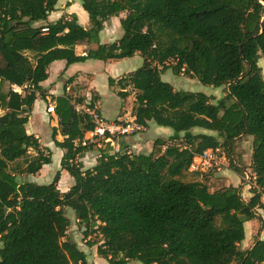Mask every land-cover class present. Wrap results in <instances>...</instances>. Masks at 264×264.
I'll return each instance as SVG.
<instances>
[{
	"label": "trees",
	"instance_id": "obj_1",
	"mask_svg": "<svg viewBox=\"0 0 264 264\" xmlns=\"http://www.w3.org/2000/svg\"><path fill=\"white\" fill-rule=\"evenodd\" d=\"M58 2L0 0V109L7 112L0 116V264H93L68 236L65 207L100 234L98 253L108 264H264V239L239 247L245 223L264 211V78L258 64L264 0H82L89 29L76 14L48 21ZM123 12L120 39L76 52L77 44L97 40L105 23ZM137 52L142 66L117 84L137 90V122L173 129L174 143L158 137L149 153L114 152L113 137L100 147L96 165L83 170L76 158L94 144L75 141L94 128L91 116L79 113L68 96H52L58 116L52 137L66 150L61 165L75 182L62 192L59 172L49 184L21 180L52 162L51 151L47 155L27 129L35 101L47 98L42 83L50 65ZM168 69L224 87L225 95L214 101L201 91L176 89L162 78ZM196 127L217 134L194 133ZM241 135L253 137L250 167L260 188H250L249 200L239 186L212 190L204 181L184 179L195 155L218 146L243 175L229 154ZM21 158L23 165L15 163Z\"/></svg>",
	"mask_w": 264,
	"mask_h": 264
},
{
	"label": "crops",
	"instance_id": "obj_2",
	"mask_svg": "<svg viewBox=\"0 0 264 264\" xmlns=\"http://www.w3.org/2000/svg\"><path fill=\"white\" fill-rule=\"evenodd\" d=\"M69 2V5H68ZM60 1L57 4V8L55 11H53L49 17L48 21H56L59 18H61L63 15H72L76 14L78 16V20L80 24H82L85 28L91 27L90 19L87 11L84 9H81L78 0L77 1ZM65 3V4H64ZM60 4H64L63 8L59 6ZM125 17L123 13H121L119 16L112 17L109 21H107L104 25V28L100 31L98 39L94 40L91 43H79L76 45V52L78 54H86V51H88L91 48H95L98 43H110L113 41H116L121 38L123 35V32H121V18ZM89 27V28H90ZM87 28V29H89ZM104 33L106 38L102 39L101 34ZM128 60H131L128 61ZM262 58H259L258 64L261 67L262 75L264 78V68L260 64V61ZM264 61V58H263ZM130 62V63H129ZM92 64V65H88ZM143 64V57L140 55L139 52H137L134 56L128 57V58H122V59H109L107 61L103 60H97V59H88L84 62H76L71 65H67L66 61L64 60H58L53 62L49 69L48 78L42 83L43 88L46 90L47 98H50L52 96L58 97V96H68L73 104H79L81 106H84L83 103L76 102V97H84V101L89 103V108L91 110H95L96 112L100 113L105 119L107 120H118L123 119L126 115L133 112V107L135 103V97L132 94V87L126 86V88H122L117 84V81L121 79L122 77L128 75L129 73L135 71ZM100 68V69H98ZM172 72L171 81L170 82L176 89H184V90H192V88H188L186 85L192 84L198 82V79L187 77L184 78L181 74H175L171 69H169ZM168 72V70H166ZM165 72V73H166ZM165 73L162 74V78L164 77ZM114 79L115 83L114 85H111L109 83V80ZM191 81V82H190ZM186 87V88H185ZM220 89H214L211 92H208L206 94L214 97V101H217L218 99L222 98L225 95V88L219 87ZM221 90L222 93L219 91ZM120 91H125L128 93L127 96L123 97L119 94ZM194 91V90H192ZM94 93V97H92L91 93ZM45 99L39 97L33 107V111L29 117V122L27 124V129L30 133L35 134L40 142L42 147H45L48 149V151H51V158L52 162L54 159V154L56 150L59 151V155L61 158V161L64 157V154L66 153V150L58 147L53 140L51 133H50V125L49 129L46 128L47 135H46V141L44 142L42 138V134L44 133L43 129L41 128V124H46L44 122V115L46 114V109L43 104V101ZM111 114V116H107L106 114ZM154 122H150L149 126L146 127V129L142 132H140V136L134 135H128V136H120L117 137L113 141V146H119L120 148L125 147L128 151L136 150L140 147V151L136 152H151L153 148L154 140L158 137L164 138L168 141H172L170 137L173 135L174 131L173 129L166 127L162 129H158V131L151 132L152 131V124ZM51 127H58V119L53 120ZM155 131V130H154ZM194 133H207V134H217V132L209 131L203 128H194L192 130ZM51 136V138L47 139L48 136ZM59 135V136H58ZM56 136V139L58 141H63L64 136L62 134H58ZM87 136V134H86ZM238 144H241L242 142L245 143V145L248 144V147L252 148V142L249 135H241L235 140ZM100 147L101 144L95 143L94 146L83 152V154L77 156L76 159L80 165H82V169H88L92 168L96 165L98 158L100 156ZM148 149H145V148ZM141 148H144L143 151H141ZM235 163H238L239 161L237 158H233ZM52 162L49 164H45L42 169L35 175H32L31 181H35L37 183H40L41 179L43 181H51L54 180L55 175L53 176L51 174V170H48L47 168L52 165ZM248 167L244 168L240 164H238L240 167L243 168V170H246L247 168L252 169L251 162L248 163ZM226 172L223 171L222 178L220 179L222 182H226L227 185H235L239 186L242 189V195H244L245 200H249L251 197V193L249 192V188L246 185H242V181L239 178L238 183H234V177L235 174L238 175L236 171H234L232 168H230V165L226 166ZM60 173L59 181H58V188L62 192L68 191L71 186L74 184L75 180L74 177L62 166L58 170ZM190 171L186 172L189 173ZM230 178L232 181H229ZM40 179V180H39ZM243 186V187H242ZM248 192L249 197H246V194ZM260 218H263L264 221V215L263 213L259 214ZM78 220V219H77ZM79 222V221H78ZM257 223H255V219L249 220L245 223V230H246V238L247 240V232L249 230V233L255 232L254 229L256 228ZM249 227V229H247ZM264 232L261 233V235H258L257 239H264L262 238V235ZM250 248V247H249ZM84 250V249H83ZM86 252V251H85ZM87 253V252H86Z\"/></svg>",
	"mask_w": 264,
	"mask_h": 264
},
{
	"label": "rangeland",
	"instance_id": "obj_3",
	"mask_svg": "<svg viewBox=\"0 0 264 264\" xmlns=\"http://www.w3.org/2000/svg\"><path fill=\"white\" fill-rule=\"evenodd\" d=\"M60 1H64L66 3L68 1H77V0H60ZM78 3L80 5L81 9L84 10L82 0H78ZM64 4H60L59 5L61 7L60 9L63 8ZM123 15L125 16L126 13L123 12ZM89 27H86V28H89ZM120 29H121V32H123L122 28H120ZM101 38L102 39L106 38L104 33L101 34ZM260 58H262V60L260 61V64L264 68V61H263L264 57L262 56ZM128 61L131 62V60H128ZM170 63L171 64L175 63V60L170 61ZM88 65H92V64H88ZM98 69H100V68H98ZM170 75H172V72L168 69V72L165 73L163 79L165 81H171V77H169ZM182 76L184 78H187V77L189 78V76H187L185 74H182ZM186 86L188 88H192V90H194V91H201V92H204V93L211 92L214 89H220L219 87H213V86H210V85H205V84L201 83L199 80H198L197 83H194V85L188 84ZM7 87H9V86H7ZM219 91L222 93L221 90H219ZM22 93L24 94L23 91H22ZM94 93H96V92L91 93L92 97H94ZM75 99H76V102L83 103L85 107H89V103L84 101V97H80V98L76 97ZM43 104L45 106V109L47 110V107L49 105L55 104V102L50 97V98H45V100L43 101ZM5 114H7V112H5V111L0 109V116H3ZM106 115L107 116H111L110 112H109V114H106ZM43 119H44V122H46V124L45 123L41 124V128L44 131V130H46V128L49 129V125H50V133H51V136H52V132L53 131H52L51 125H52L53 120L56 121V119H58V116L56 115L55 112L54 113L46 112V114L44 115ZM162 127L166 128L165 126H161V125H158L157 123H153L151 132L155 133L156 131H158V129H162ZM46 135H47V132L44 131V133L42 134V138H43L44 142H47L46 141ZM51 136L49 135L47 137V139L51 138ZM136 136L139 137L140 133H137ZM250 139H251V142L253 143V137L252 136H250ZM142 149L144 150V148H141V151H143ZM145 149H148V148L146 147ZM161 149H163V147H161ZM224 150H225V148H224ZM132 151H135V152L136 151H140V147L137 148L136 150H132ZM29 153L31 155H34L36 152L34 150L30 149ZM45 153L47 155H49L48 154L49 153L48 150H45ZM229 154H230V156L232 158H235V157L237 158V160L239 161L238 163H236L237 165L240 164L241 166L246 168V167H248L247 161H248V163H250L252 161L253 147L252 148L248 147V144L245 145L244 142H242L241 144H238L236 141H234L233 145H232V148L230 149V153ZM76 161H79V160L76 159ZM15 163H20V165H23L24 158L19 159ZM61 166L62 165H61V158H60V155H59V151L56 150V152L54 154V159H53L52 165L49 166L47 169L51 170V174L54 176L55 174H57L59 172L58 170L61 168ZM225 168H226V166L218 167L216 165H213V167L210 170L205 171V172H189V173H187L184 176V179L187 180V181H189V180L204 181L210 186V188L212 190L213 189H217V188L226 186V182L225 181L222 182L220 180L222 178L223 171L225 170V172H226ZM249 169L250 168H247L246 170H249ZM55 177H56V175H55ZM19 178L21 180H23V179L30 180V179H32V175H23V174H21ZM239 178L241 179L240 181H242L241 182L242 185L244 184V185H246L249 188V186L247 184L243 183V176L240 173H238V175L235 174V177L233 179L234 183L237 184ZM52 181L53 180H51V181H48V180L47 181H43L41 179L38 182H40L39 184H49ZM229 181H232V179L230 178ZM249 192H251L250 188H249ZM242 196L244 197V195H242ZM246 197L247 198L249 197L248 192L246 194ZM64 210H65V213H66L67 217H69V219L71 221V224H70L69 229H68V236L72 240L76 241L79 244V246L87 252L88 259H89L90 262H92L93 264H108L107 260L105 258L101 257L99 255V253H98V244L97 243L101 242L100 234L97 231L94 230L93 226L86 227L85 224L78 222L76 214H75V211L72 208L65 207ZM261 213H263V215H264V211L259 210V214H261ZM254 219H255V223H257V225L255 224L256 225V228L254 229L255 232H253L251 234V233H249V230H248V232H247V240H244L243 242H241L240 246H239L243 250H246L249 247H251L253 245V243L255 242V240L258 238V235H261V233L264 232V221H263V218H260V216H259L258 218H254ZM247 229H249V227H247ZM86 231L89 232V233L85 236V232ZM262 238H264V234L262 235ZM91 243H95V244H91ZM129 264H140V263L133 261V262H131Z\"/></svg>",
	"mask_w": 264,
	"mask_h": 264
},
{
	"label": "built area",
	"instance_id": "obj_4",
	"mask_svg": "<svg viewBox=\"0 0 264 264\" xmlns=\"http://www.w3.org/2000/svg\"><path fill=\"white\" fill-rule=\"evenodd\" d=\"M12 88L13 90L19 93H22L23 91V87L21 86L13 85ZM132 94L136 99L137 90L133 87ZM75 108L79 113H88L91 116V120L94 124V128L86 132L87 136L85 134L83 139H78L75 141L76 146L88 145L91 143H99L102 146L104 143L111 141L113 137L134 135L146 129L144 125L137 122L133 112L126 115L123 119L107 120L95 110L85 108L84 106H81L79 104H76ZM46 111L49 113H54L55 104L49 105ZM173 143L174 141H168L167 145ZM167 145H164L163 149H165ZM120 150L121 148L119 146L114 147V152H119ZM229 163L230 160L226 150L218 146L216 148H208L204 150L201 154L195 155L189 167V171L205 172L210 170L213 165L221 167L228 166ZM242 176L243 183L247 184L249 188L257 189L258 191L260 190L256 182L257 175L252 169L244 170ZM262 200L264 201V195L262 196Z\"/></svg>",
	"mask_w": 264,
	"mask_h": 264
}]
</instances>
